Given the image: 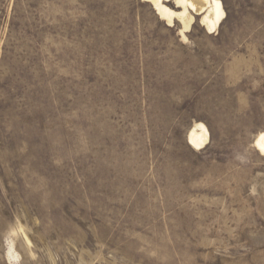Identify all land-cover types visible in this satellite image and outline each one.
<instances>
[{
    "label": "rangeland",
    "instance_id": "374dc122",
    "mask_svg": "<svg viewBox=\"0 0 264 264\" xmlns=\"http://www.w3.org/2000/svg\"><path fill=\"white\" fill-rule=\"evenodd\" d=\"M220 1L182 38L142 0H0V264H264V0Z\"/></svg>",
    "mask_w": 264,
    "mask_h": 264
},
{
    "label": "bare ground",
    "instance_id": "6f19581e",
    "mask_svg": "<svg viewBox=\"0 0 264 264\" xmlns=\"http://www.w3.org/2000/svg\"><path fill=\"white\" fill-rule=\"evenodd\" d=\"M142 1L151 4L155 14L168 27L178 26L182 38L195 24H199L207 34H214L226 19L220 0ZM186 141L193 150H203L209 143V132L203 124H195L189 130ZM252 146L264 158V131L256 135Z\"/></svg>",
    "mask_w": 264,
    "mask_h": 264
}]
</instances>
